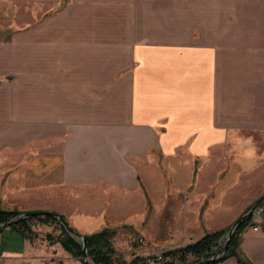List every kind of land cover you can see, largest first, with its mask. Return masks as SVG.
<instances>
[{
    "label": "crops",
    "instance_id": "1",
    "mask_svg": "<svg viewBox=\"0 0 264 264\" xmlns=\"http://www.w3.org/2000/svg\"><path fill=\"white\" fill-rule=\"evenodd\" d=\"M29 17L12 38L29 78L0 101L1 211L112 230L125 260L227 230L264 196V0H30ZM43 219L3 228L0 255L83 264Z\"/></svg>",
    "mask_w": 264,
    "mask_h": 264
},
{
    "label": "trees",
    "instance_id": "2",
    "mask_svg": "<svg viewBox=\"0 0 264 264\" xmlns=\"http://www.w3.org/2000/svg\"><path fill=\"white\" fill-rule=\"evenodd\" d=\"M263 202H264V196ZM261 199V198H260ZM20 213L17 212H5L0 211V225L7 223L10 220L15 219L10 226L14 224H23L25 221L32 219H40V216H34L29 219L19 220L18 217ZM44 216L43 221L55 220L50 215ZM62 219V218H61ZM251 218L243 221L233 233L228 245L226 247L225 253L215 260H211L216 253L213 252V248L221 243L226 232L229 230H222L211 234H206L199 241L186 245L185 247L178 248L172 251H167L165 254L167 257H170L172 260L181 262L182 264L194 263V264H220L223 263L228 258H234L238 264H249L248 261L244 260L239 253L238 248L241 242L242 233L250 226ZM63 236L60 239L62 248L71 254L73 257L82 260L83 251L80 242L71 237L63 228ZM115 235V232L112 230H102L99 233H95L89 236H84L87 256L93 262V264H126L119 256H116V253L112 247V239ZM189 256L190 260L186 262L185 257ZM129 264H144V259L136 258L133 259Z\"/></svg>",
    "mask_w": 264,
    "mask_h": 264
},
{
    "label": "rangeland",
    "instance_id": "3",
    "mask_svg": "<svg viewBox=\"0 0 264 264\" xmlns=\"http://www.w3.org/2000/svg\"><path fill=\"white\" fill-rule=\"evenodd\" d=\"M43 14L45 15L46 12ZM29 15L30 0H0V101H3L4 104L6 101L13 100L14 84L18 75L22 74L23 78H29V50L28 48L25 50L24 47L20 48L19 43L14 47L12 39L15 34L29 30ZM20 51L22 52L20 53ZM255 59L258 60L259 56H255ZM262 62L264 64V56H262ZM3 109L4 107L1 111ZM5 110L8 115L6 107ZM8 230H0V236L14 232ZM132 250L126 253V259L123 260L126 264L134 259ZM143 251L154 253L156 250L145 248Z\"/></svg>",
    "mask_w": 264,
    "mask_h": 264
},
{
    "label": "water",
    "instance_id": "4",
    "mask_svg": "<svg viewBox=\"0 0 264 264\" xmlns=\"http://www.w3.org/2000/svg\"><path fill=\"white\" fill-rule=\"evenodd\" d=\"M263 202V198L257 200L249 210H247L244 214H242L229 228V230L225 234L224 240L221 242V246L215 256H213L211 260L219 259L226 251V247L228 245V242L230 241L233 233L237 229V227L245 220H248L249 218H253L255 215L260 214V212L263 210L260 208V204ZM264 207V206H263ZM262 209V210H261ZM50 215L52 216L57 223L74 239H76L78 242H80L82 251H83V258L82 262L83 264H93V262L88 258L87 256V250H86V244H85V239L84 236L80 235L77 233L73 228H71L63 219H61L59 216L51 213H24L21 214L18 219L19 220H24V219H29L34 216H42V215ZM15 220H10L5 224L0 225V230H2L5 227H8L10 223H12ZM202 263V262H201ZM199 263V264H201ZM187 264H194V263H187Z\"/></svg>",
    "mask_w": 264,
    "mask_h": 264
},
{
    "label": "built area",
    "instance_id": "5",
    "mask_svg": "<svg viewBox=\"0 0 264 264\" xmlns=\"http://www.w3.org/2000/svg\"><path fill=\"white\" fill-rule=\"evenodd\" d=\"M257 215H255L254 217H256ZM253 230L256 231L257 227H254ZM138 241L139 243H143L142 240H138ZM220 246L221 243H219L216 247L213 248V252L217 254ZM166 253L167 251L164 250H159L158 252H154L152 254L135 252L133 253V258L144 259V264H182L181 262L172 260L170 257H167L165 255ZM185 259L186 262L190 260L189 256H186ZM0 264H35V263L32 260H28L25 258H7L5 256L0 255ZM46 264H51V263H46Z\"/></svg>",
    "mask_w": 264,
    "mask_h": 264
}]
</instances>
